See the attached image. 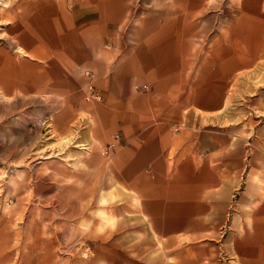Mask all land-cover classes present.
<instances>
[{"label":"crops","instance_id":"1","mask_svg":"<svg viewBox=\"0 0 264 264\" xmlns=\"http://www.w3.org/2000/svg\"><path fill=\"white\" fill-rule=\"evenodd\" d=\"M18 11L0 23V90L43 107L72 144V159L36 166L63 171L67 191L52 200L75 202L76 186L91 194L111 173L140 224L126 242L121 226L82 231L84 248L80 227L50 238L26 227L34 237L15 243L0 225V264H264V112L235 95L264 54V6L34 0ZM89 83L101 100L85 99Z\"/></svg>","mask_w":264,"mask_h":264},{"label":"rangeland","instance_id":"2","mask_svg":"<svg viewBox=\"0 0 264 264\" xmlns=\"http://www.w3.org/2000/svg\"><path fill=\"white\" fill-rule=\"evenodd\" d=\"M31 1L34 0H1L8 6H0V23H4L5 13L11 12L15 16L19 13L20 3ZM251 1L264 6V0ZM3 28L0 25V46L5 44L3 42L7 36ZM243 73H246L245 77H242ZM239 76L243 88H237L235 95L249 100L250 107L247 109L264 112V54L254 59L252 67ZM0 93V225L12 232L13 241L24 242L27 236L34 237L35 234L24 233L26 227L42 228L46 233L41 236L50 238L52 235L49 231L54 226L68 224L81 228L76 241L82 248L85 247L82 231L94 236L116 226L123 227L126 242L140 224L132 194L116 185L111 173H108V185L93 186L92 189L97 191L91 194H84L83 187L76 186L75 202L61 196L59 202L52 200V194L58 189L61 193L67 191L66 187L62 188L55 181L62 179L63 171H53L46 165L38 169L36 166L39 162L52 159H72L73 154L69 153L72 144L63 145L58 141L62 136L55 132L50 113H45L43 107L21 105L18 95L8 98L2 90ZM82 198H86V201ZM52 209L61 213L70 210L74 215L58 217L52 213ZM80 236L82 239H78ZM85 252L82 254L87 256L89 246H86Z\"/></svg>","mask_w":264,"mask_h":264},{"label":"built area","instance_id":"3","mask_svg":"<svg viewBox=\"0 0 264 264\" xmlns=\"http://www.w3.org/2000/svg\"><path fill=\"white\" fill-rule=\"evenodd\" d=\"M83 72L86 76L92 77V74L89 71H83ZM143 88H146V86L144 85ZM85 99L89 101L90 100H95V101L101 100L100 92L96 89V87L92 83H89V85L87 86V94L85 96ZM115 139H118V135H115ZM108 148L114 149L115 148L114 143L109 144Z\"/></svg>","mask_w":264,"mask_h":264},{"label":"bare ground","instance_id":"4","mask_svg":"<svg viewBox=\"0 0 264 264\" xmlns=\"http://www.w3.org/2000/svg\"><path fill=\"white\" fill-rule=\"evenodd\" d=\"M8 4L7 3H3V2H1V0H0V6H2V7H6ZM58 141H61L62 142V144L64 145V144H69L70 143V140H69V138H67V137H63V138H61L60 140H58ZM54 153V152H53ZM58 153V152H57ZM44 156V155H43ZM45 157V156H44Z\"/></svg>","mask_w":264,"mask_h":264}]
</instances>
